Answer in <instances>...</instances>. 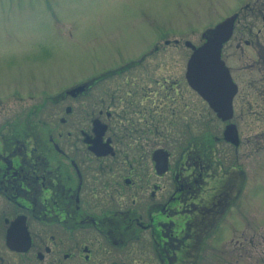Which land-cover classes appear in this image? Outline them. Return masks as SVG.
<instances>
[{
  "label": "flooded vegetation",
  "instance_id": "flooded-vegetation-1",
  "mask_svg": "<svg viewBox=\"0 0 264 264\" xmlns=\"http://www.w3.org/2000/svg\"><path fill=\"white\" fill-rule=\"evenodd\" d=\"M239 6L221 48L223 55L239 23V64L222 56L236 83L229 119L211 109L212 118L197 130L199 94L185 69L177 61L176 71H161L159 62L148 60L149 49L116 65L106 60L68 84L61 95L69 101L62 124L25 116L21 126L6 120L0 106V264L228 259L227 248L213 251L203 243L234 206L225 194L234 191L232 197L240 198L246 172L244 177L241 164H223L216 151L245 156L264 148V0ZM245 118L257 122L248 148ZM229 122L237 130L236 144L223 135ZM230 166L237 170L226 173Z\"/></svg>",
  "mask_w": 264,
  "mask_h": 264
},
{
  "label": "rangeland",
  "instance_id": "rangeland-1",
  "mask_svg": "<svg viewBox=\"0 0 264 264\" xmlns=\"http://www.w3.org/2000/svg\"><path fill=\"white\" fill-rule=\"evenodd\" d=\"M241 1L0 0V106L5 109L4 117L23 122L27 116L40 124H62L59 118L69 101L65 102L61 92L68 84L107 65L106 60L116 65L148 49V60L151 65L159 62L161 71H176L177 61L184 70V57L190 52L184 39L200 43L202 30L239 11ZM238 29L239 23L234 39L223 50V57L234 66L239 64ZM166 38L179 42L166 43ZM94 93L93 88L85 100H91ZM46 96L51 97L38 109V102ZM197 110L196 129L201 130L212 110L200 95ZM256 123L245 118L247 142L251 141L247 148L252 145ZM52 135H57L56 129ZM222 151H216L222 163L241 164L246 178L237 201L239 195L232 197L234 191L225 194L234 206L203 245L223 253L227 248L228 259L223 264H264V148L245 156H234L233 149ZM236 170L230 166L225 171ZM238 246L243 247L241 255Z\"/></svg>",
  "mask_w": 264,
  "mask_h": 264
},
{
  "label": "water",
  "instance_id": "water-1",
  "mask_svg": "<svg viewBox=\"0 0 264 264\" xmlns=\"http://www.w3.org/2000/svg\"><path fill=\"white\" fill-rule=\"evenodd\" d=\"M235 16L236 13H233L213 27L205 28L202 32L204 40L199 45L186 40L192 49L186 62V78L222 119L232 114L231 99L236 89L221 58V46L232 32ZM223 135L225 139L237 143L238 135L233 123L226 125Z\"/></svg>",
  "mask_w": 264,
  "mask_h": 264
},
{
  "label": "trees",
  "instance_id": "trees-1",
  "mask_svg": "<svg viewBox=\"0 0 264 264\" xmlns=\"http://www.w3.org/2000/svg\"><path fill=\"white\" fill-rule=\"evenodd\" d=\"M49 97H51V96H46L45 98H44V100L43 101H41V102H38V109L39 108H41L42 106H43V104L46 102V100H47V98H49ZM25 120V119H24ZM21 122V121H20ZM20 125L22 126L23 125V122L22 123H20Z\"/></svg>",
  "mask_w": 264,
  "mask_h": 264
}]
</instances>
